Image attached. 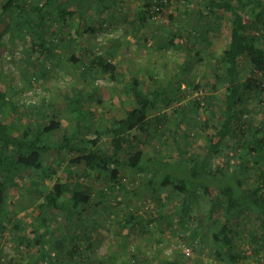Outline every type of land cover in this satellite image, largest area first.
Segmentation results:
<instances>
[{
    "label": "rangeland",
    "instance_id": "1",
    "mask_svg": "<svg viewBox=\"0 0 264 264\" xmlns=\"http://www.w3.org/2000/svg\"><path fill=\"white\" fill-rule=\"evenodd\" d=\"M66 3L70 12L68 23L58 15H48L43 26L38 17L30 14L26 15L27 20H33L38 26L34 32L24 21L18 32L3 34L0 92L18 107V112L0 110V121L15 123L16 131L25 127L36 131L39 122L48 124L56 116L62 124L52 135L57 138L67 131L71 133L80 119L86 125L83 136L95 138L97 130L115 125L127 110L136 106L129 92L131 79L136 78L142 91L163 87L166 93L163 96L166 98L149 112V134L133 132L136 140L126 141L120 147L112 135H104L100 144L108 152H117L122 164L129 151L138 147L144 150L146 158L176 161L186 158L194 160V168L197 159L202 160L206 153L209 137L219 134L221 129L222 93L226 86L216 84V72L218 56L230 41L227 21L217 20L205 10L202 0H152L151 7L146 0ZM9 17L17 28V16ZM260 30L264 34V27ZM206 31H209L207 42L203 34L207 35ZM199 50L202 63L197 61ZM99 55L105 59L108 72L96 66L100 63ZM72 57L77 60L73 61ZM198 84L199 88L194 87ZM78 92L86 99L81 115L71 113L66 104V97ZM241 107L244 114L235 127L237 135L223 146L210 168H223L247 177L244 182L251 186L256 170L244 144L259 133L258 129L264 133V91L246 94ZM75 156L64 152L53 154L48 160L54 165L63 160L59 177L73 186L81 182L93 193L88 212L76 216L65 208L61 215L54 213L47 238L48 251L60 259L68 258L65 247L57 248L52 237L58 234L70 249L73 244L67 237L69 224L77 219L79 225H74V229L79 246L76 248L80 249L81 262L88 264L264 263V248L259 250L252 243L251 234L259 227L252 216L245 218L244 224L234 222L237 262H232L226 250L213 242L216 225L208 217L210 204L205 206V202L211 203L216 197L217 187L202 196L200 207L205 208L201 210L195 205L193 219L180 224L176 211L181 199L171 189L161 196L153 191L148 184L152 173H136L123 164L119 184L109 179L85 183L84 166L72 168L71 175V160ZM183 170L179 169L178 175ZM208 170L203 169L204 177L214 180L207 175ZM34 180L35 176H25L19 182L21 186L9 190V199L15 203L18 213L0 229V264H12L15 260L34 264L37 249L30 232L37 210L30 206L34 197L27 190ZM53 184L47 181L49 187ZM81 217L85 218L81 221ZM220 218L214 215L215 220ZM17 232L29 239L20 244ZM196 233L198 237L194 236ZM183 246L190 248V255L184 254Z\"/></svg>",
    "mask_w": 264,
    "mask_h": 264
},
{
    "label": "trees",
    "instance_id": "2",
    "mask_svg": "<svg viewBox=\"0 0 264 264\" xmlns=\"http://www.w3.org/2000/svg\"><path fill=\"white\" fill-rule=\"evenodd\" d=\"M66 2L73 3L74 0H66ZM66 2L46 0L42 3H35L29 0H2L0 45L3 44V34L11 33L9 31L18 32L19 25H23L24 21L29 23L30 28H33L31 31L34 32V29L38 27L37 23L27 20L26 15L32 14L38 17V22L43 26L48 15H58L67 22L70 12ZM146 2H148L147 6L151 7L152 0H146ZM202 2L205 10L214 15L217 20L224 18L230 29L229 44L217 59L216 84L223 83L226 86L222 93L224 106L220 133L209 137L206 153L202 160L197 159L194 168L192 167L194 160L186 158L179 161L172 158L156 160L151 159L154 157H148V159L145 157L144 150L138 147L129 151L123 164L136 173H152L148 184L160 196L170 189L174 191L181 199L180 208L176 211L180 224L193 219L195 205L201 210L205 208L200 207L202 196L206 195L210 189L217 187L216 197L210 201L211 203L205 202V206L207 203L210 204L208 217L213 219L216 225L212 240L219 248L226 250L232 262H237L239 256L234 222L240 221L239 224H244L245 218L254 217L259 227L251 234L252 243L259 250L264 248V133L258 129L259 133L254 134L253 138L244 144L247 156L255 165L256 179L253 185L249 186L244 182L248 179L247 177L237 176V173L225 171L223 168L211 170L210 165L222 151L223 146L230 143L237 135L235 127L243 118L244 110L241 106L245 103V95L264 91V34L260 30L264 27V0H202ZM108 7L111 5L103 6L104 9ZM203 13V11L200 12V15ZM142 14L144 16L145 12L142 11ZM12 15L17 16L15 20L17 28L11 24L12 17L9 16ZM206 32L207 35L203 34L205 35L204 41L207 42L209 31ZM196 56L198 63H202L203 57L200 50L196 52ZM97 58L100 63L96 66L108 72L110 69L104 64L103 56L99 55ZM72 60L77 59L72 57ZM111 75L115 78L114 73ZM131 83L129 92L136 100V106L127 110L125 116L115 125L97 130L95 138L83 136L82 130L86 125L80 119H77L78 122L72 127L71 133L67 131L57 138H53L52 135L56 134L57 129L62 128V124L56 116H52L48 124L39 122L36 131L27 127L16 131L14 125L0 122V229H4L6 223L12 222L13 216L18 213L15 211V203L9 199V190L19 187V182L25 176H35L36 180L31 181L29 186L26 185L30 192L29 196L34 197L30 206H34L37 210L33 229L30 232L37 249L34 264H39V262L88 264L81 262L80 249L76 248L79 246V237L74 229V225H79L77 219L69 224L70 230L67 237L73 244L70 249L64 245V239L59 238L58 234L52 237L57 248L65 247L68 258L62 260L48 251L47 238L51 234V221L56 216L54 213L59 212L58 215H61V212L68 208L69 213L78 216L83 212H88L93 202L90 187L82 185L81 182L73 186L70 181H63L59 177L58 173L63 160L55 165L49 163L48 160H50L49 156L53 157V154L69 152L76 155L71 160V175L72 168L82 165L86 176L85 183H89L90 180L96 182L109 179L115 185L119 184L121 168L124 165L118 158L117 152L106 151L100 144V139L104 135H112L114 143L120 147L126 141L136 140L133 132L148 135L149 112L166 95L163 87L142 91L139 88L138 79L132 78ZM194 87L199 88L200 85H194ZM66 104L71 113L81 115L86 99L83 93L78 92L66 97ZM7 108L14 110L15 106L9 102L5 93L0 92V109L6 110ZM158 124L156 123V128H159ZM179 169L181 171L184 169L180 175L177 173L180 172ZM203 169H209L207 175L214 180L205 178V174L202 173ZM47 181H53V186L49 187ZM215 214L221 217L218 221L214 219ZM84 218L81 217L80 220ZM17 226L19 228V225ZM18 236L17 241L20 244L29 239L27 235L19 234ZM194 236L198 237V234ZM12 264L26 263L15 260Z\"/></svg>",
    "mask_w": 264,
    "mask_h": 264
},
{
    "label": "crops",
    "instance_id": "3",
    "mask_svg": "<svg viewBox=\"0 0 264 264\" xmlns=\"http://www.w3.org/2000/svg\"><path fill=\"white\" fill-rule=\"evenodd\" d=\"M7 111L11 112L12 114L17 113L18 112V107L15 106L14 110H10V109L7 108ZM0 122H2V121H0ZM2 123H4V122H2ZM5 124H7V123H5ZM12 125H14L15 129H17L15 123H12ZM108 127H110V126H108ZM151 159L160 160L157 157H154V158H151Z\"/></svg>",
    "mask_w": 264,
    "mask_h": 264
},
{
    "label": "built area",
    "instance_id": "4",
    "mask_svg": "<svg viewBox=\"0 0 264 264\" xmlns=\"http://www.w3.org/2000/svg\"><path fill=\"white\" fill-rule=\"evenodd\" d=\"M183 250H184V254L185 255H190L191 254V250H190V248L189 247H185V246H183Z\"/></svg>",
    "mask_w": 264,
    "mask_h": 264
}]
</instances>
